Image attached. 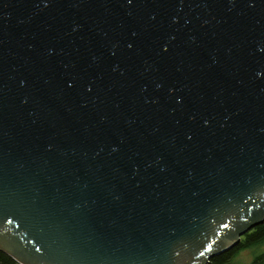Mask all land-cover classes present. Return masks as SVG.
I'll use <instances>...</instances> for the list:
<instances>
[{
	"label": "water",
	"instance_id": "obj_1",
	"mask_svg": "<svg viewBox=\"0 0 264 264\" xmlns=\"http://www.w3.org/2000/svg\"><path fill=\"white\" fill-rule=\"evenodd\" d=\"M264 225V0H0V251L209 264Z\"/></svg>",
	"mask_w": 264,
	"mask_h": 264
},
{
	"label": "trees",
	"instance_id": "obj_2",
	"mask_svg": "<svg viewBox=\"0 0 264 264\" xmlns=\"http://www.w3.org/2000/svg\"><path fill=\"white\" fill-rule=\"evenodd\" d=\"M264 243V225L256 227L246 234L235 248L211 259L209 264H235L236 256L245 249ZM0 264H19L9 255L0 251ZM250 264H264V253L256 255Z\"/></svg>",
	"mask_w": 264,
	"mask_h": 264
},
{
	"label": "rangeland",
	"instance_id": "obj_3",
	"mask_svg": "<svg viewBox=\"0 0 264 264\" xmlns=\"http://www.w3.org/2000/svg\"><path fill=\"white\" fill-rule=\"evenodd\" d=\"M264 253V243L242 250L235 258V264H250L256 255Z\"/></svg>",
	"mask_w": 264,
	"mask_h": 264
}]
</instances>
